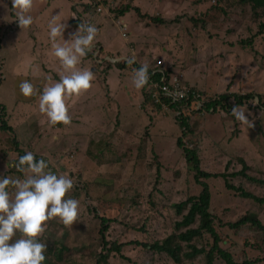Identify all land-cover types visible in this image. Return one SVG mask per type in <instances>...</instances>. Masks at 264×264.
Listing matches in <instances>:
<instances>
[{
  "label": "rangeland",
  "instance_id": "374dc122",
  "mask_svg": "<svg viewBox=\"0 0 264 264\" xmlns=\"http://www.w3.org/2000/svg\"><path fill=\"white\" fill-rule=\"evenodd\" d=\"M72 1L87 2L3 0L0 5V109L12 129L0 131V264H96L99 254L107 253L98 218L112 221L108 244L123 245L105 264H173L164 254L129 242L161 243L180 220L173 205L200 191L176 146L178 138L196 151L205 173H237L243 161L246 175L264 180V34L255 36L264 14L254 20L236 5L225 7L235 0H102L104 5L97 3L101 11L92 15L97 27L91 26L82 42V29L76 36L66 28L69 12L74 14ZM127 4L165 24L136 19L134 12L117 18ZM214 4L226 13L210 9ZM8 7L19 9L15 34ZM120 24L127 26L126 40ZM251 37L252 46L239 44ZM33 38L37 45L30 49ZM90 39L100 52L93 60L88 59ZM72 47L86 50L83 66L65 52ZM99 55L112 65L93 63ZM129 58L147 66L161 58L172 66L173 78L201 91L252 94L260 102L254 97L226 112L193 114L182 136L172 115L153 112L145 101L140 73L121 70L119 61ZM240 181L228 179L234 186ZM205 182L219 247L236 263L264 264V232L249 224L228 227L246 215L264 226V204L225 190L222 178ZM244 190L264 198V186L250 184ZM75 192L78 199L67 202ZM191 244L207 252L212 240L204 235ZM51 246L63 248L60 259L49 255ZM203 263L197 257L181 264ZM213 264L225 263L215 258Z\"/></svg>",
  "mask_w": 264,
  "mask_h": 264
},
{
  "label": "trees",
  "instance_id": "16d2710c",
  "mask_svg": "<svg viewBox=\"0 0 264 264\" xmlns=\"http://www.w3.org/2000/svg\"><path fill=\"white\" fill-rule=\"evenodd\" d=\"M85 3L78 5L82 9L81 14H76L74 12L75 9L74 8L71 9L72 13L75 14V18L71 19L68 22V25L70 26L71 29L74 30L78 29V31L82 29L83 31L82 42H84L85 38L87 37V34L90 35V33L94 30L92 27L95 28L97 27L95 24L96 21L92 20V15L94 13L93 10L97 12V9L100 7L97 3H100V5H104V2L102 0H87V2ZM232 5L233 6L236 5L237 8H241L242 10L241 12L243 14H246L247 11H249L254 20L257 19L261 14H264V0H235L234 3H226L225 7H230ZM246 8L248 10H246ZM210 9L218 11L221 14L226 13L225 9L218 6V4L212 5ZM129 12H134L136 15V19L147 18L150 22H152L155 25L165 24V22L159 17L142 14L140 12L139 6H134V4H127L122 6L120 10L117 11L116 17L123 19L124 16H126ZM79 15H81V17ZM86 15L91 19H88L87 17L85 18ZM189 20L194 24L201 22L200 19L195 20L194 18H190ZM262 34H264V23H260L258 25V29L255 36ZM253 39L254 38L251 37L249 38L248 41L245 40L240 41L239 44L243 46H252ZM90 40L91 43L94 46H96L97 42H94L95 39L93 42L92 39ZM96 50L97 49H92V50L90 49L89 52L91 54H88L90 55L88 59L93 60L94 58L93 53ZM98 53H100L99 49H98ZM103 58H104L103 56L99 55V60L95 62L93 61V63H95L96 65H101L102 63L107 64L108 67L112 65L111 63L103 60ZM152 62L153 63L151 64L153 66L152 65L147 66V64H141V63L140 65H138V62H135L131 58H129L128 60H122L119 63L121 64L122 71L128 69L132 71L133 70L132 68H135V70L138 71V73H140L139 82L142 89L141 92L143 97L145 98V101L152 105L151 107L153 112L158 114H163L164 116L172 115V119L174 123L180 128V133L182 136H185L186 133L188 132L189 125L193 120L192 119L193 114L198 115V117L202 116L203 118L204 115L210 116L216 114L217 112H222V111L226 112L232 110L234 106H236L237 108L244 106L246 102H248L249 100L251 101L254 97L259 99L258 102H260L259 96L257 95L254 96L252 94L236 95L234 93L232 94L226 92L225 94H221V95H211L208 92H205L203 90L201 91L197 86L190 85L189 83L185 82L183 79L181 80V84L189 88L187 97H185L184 100L182 101L179 100L178 102L171 103V100L169 98H166L165 96L159 94L160 103L155 105L153 102L150 101L149 93L158 92L159 89L158 91H156V89L152 88L151 86L153 84L162 86L164 85L165 80L170 81L173 80L174 78L172 77L173 74L170 71L172 67L171 65L162 66L161 74H160L156 71L157 68L155 67V60L153 59ZM96 65L93 66V69L95 71H97ZM99 69L101 70V68ZM154 71H156L155 74H153ZM197 106L199 108L198 111L195 110V107ZM258 107L261 108V105L258 104ZM2 112L3 109L1 108L0 131L2 133L10 132L12 129L7 125L6 121L4 120ZM181 140H182L181 138H178L176 140V146L182 150V155L184 157L186 164L189 166L190 171H193L195 173L193 175V180L195 184L200 187V191L197 195L191 194L183 202L173 205L175 215L178 218H180V220L175 222L174 224V233L171 234L166 239H164L161 243L155 242L152 245H147L139 242H129V244L135 246H141L144 249L152 250L153 252L159 254H164L173 262V264H181L182 261H193L197 257H202L204 261L203 264H213L215 258L221 259L222 261H224L225 264L258 263L260 260L243 261L241 263H236L234 262L231 255L228 252L222 250L219 247L220 238L214 229L215 218L211 214L212 193L205 180L211 178H215V179L222 178L224 180L225 190L234 192L240 198L253 200L254 202L260 205L264 204V198H257L249 194L246 190H244V187L250 184L264 186V180H257L255 178H251L248 175H246L245 172L248 168L243 161L240 162V164H242L241 165L242 169L237 173L218 174V175L217 174L211 175L205 173L201 171L199 168V159L196 154V151L190 148L183 147ZM156 175L157 177L159 176L158 169L156 171ZM235 177H239L241 179L240 184L238 186H234L233 184L228 182V179L229 180L232 178L234 179ZM69 189H70L69 187H66V191H68ZM63 195H66V193ZM78 197L79 194L75 192L70 194L69 196H66L65 199L67 202L70 203L73 202L75 199H78ZM94 216L95 215H93V217ZM98 220L100 221L99 236L101 238L102 250L106 251L107 253L99 254L96 264H105L109 253L119 254L120 250L123 248V245L115 244V243H111L109 245L108 242L105 240L106 237L105 234L107 233L109 229V224L112 221L107 220L105 218H98ZM248 224L249 226L257 230L264 232V226H262L261 223L258 220H256L253 216H247V215L243 216L235 223L228 224V227L232 230H238L239 228L244 227ZM204 235L209 236L212 240L211 247L207 250V252H205L203 248L197 249L194 245L191 244L196 241H199L201 238L204 237ZM184 247L187 250L186 252H184ZM62 250L63 248L56 249L53 248V246H51L49 255H51L54 252L51 256L55 257L56 259H60ZM47 264L50 263L48 262Z\"/></svg>",
  "mask_w": 264,
  "mask_h": 264
},
{
  "label": "built area",
  "instance_id": "2783aa9c",
  "mask_svg": "<svg viewBox=\"0 0 264 264\" xmlns=\"http://www.w3.org/2000/svg\"><path fill=\"white\" fill-rule=\"evenodd\" d=\"M101 9L98 8L97 12H100ZM126 26L124 24H120L119 29L122 32V38L126 39V34L124 35L123 29H125ZM163 62L161 59H156L155 61V67L157 68V72L161 74V68H162ZM156 71L153 72V74L156 73ZM150 81V80H149ZM152 88L156 89L158 92H152L150 94V101L153 102L155 105L160 103V97L159 94L162 96H165L166 98H169L171 100V103L178 102L179 100H184L185 97H187V93L189 88L181 84L180 78H174L173 80L166 81L164 85H155L153 84L151 86ZM150 92V91H149ZM195 110L198 111V106L195 107Z\"/></svg>",
  "mask_w": 264,
  "mask_h": 264
},
{
  "label": "crops",
  "instance_id": "0c3cea01",
  "mask_svg": "<svg viewBox=\"0 0 264 264\" xmlns=\"http://www.w3.org/2000/svg\"><path fill=\"white\" fill-rule=\"evenodd\" d=\"M2 3H4L3 0H0V5H1ZM84 3H85V2H84ZM85 4H86V3H85ZM3 5H4V4H3ZM76 5H77V7H79L78 5H80V1H79V2H78V1H77V2L72 1V8H74L75 10H77ZM8 6H9V5H8ZM3 7H4V6H3ZM72 8H71V9H72ZM79 9L82 10L81 8H79ZM9 10H10V12H11V18H13V19H11V20H13V23H14V25L16 26L14 30H13V28H11V33H12V34H15L14 32H15L16 30H18V25L20 24V21H21V19L18 17V14H17V12L19 11V9L16 8L15 11H13L12 8H9V7H8V11H9ZM71 12H72V11H71ZM0 13L4 15V11H3V12H0ZM8 14H9V13H8ZM8 16H9V15H8ZM6 17H7V16H6ZM77 17H78V16H77ZM68 18H69V21H70L71 19L75 18V14H74V15L72 14V15L70 16V12H69V17H68ZM2 21H5V18H4V17L2 18ZM6 21H7V20H6ZM69 21L66 22V23H67V27H66V28H68L67 32H70V33L73 32V33L77 36L78 33H79L78 29H77V30L71 29L70 26L68 25V22H69ZM7 24H8V23H7ZM55 25H56V24H55ZM55 25H54V26H55ZM54 26H52V29H50L49 32L46 33V35H50V34H51L52 30L54 29ZM126 27H127V26H126ZM67 32H66V33H67ZM76 32H78V33L76 34ZM66 37H67V36H65V38H66ZM65 38H64L63 42L60 44V47H61L62 50H64V47H62V46H63V43L65 42ZM78 41H79V38H78ZM36 43H37L36 40H34V38H33V42L31 43L32 46L30 45V46H31L30 49H31L33 46L37 45ZM74 45H75V43H72V44H71V46H74ZM93 46H94V45L91 44V45H90V49H92ZM68 51H69V50H67V49L65 50V52H67V54H68L69 57H71V55H73V54L76 55V57L74 58V59H76V62H75V63H76V66H77L78 63H80L81 66H83V61L85 60V56L87 55L86 50H83V49H82V50L80 51L79 49H77V47H72L71 50H70L71 52H70V51L68 52ZM35 60L37 61L38 58L36 57ZM38 62H39V61H38ZM96 73H97L96 71H95V72H94V71L92 72V74H93L94 76H95ZM61 83H62V82H61ZM61 83H60V85H61ZM62 84H64V83H62ZM90 124H92V123H90Z\"/></svg>",
  "mask_w": 264,
  "mask_h": 264
},
{
  "label": "clouds",
  "instance_id": "9594fccd",
  "mask_svg": "<svg viewBox=\"0 0 264 264\" xmlns=\"http://www.w3.org/2000/svg\"><path fill=\"white\" fill-rule=\"evenodd\" d=\"M125 25V24H124ZM126 26V25H125ZM126 33V32H125ZM126 36H127V34H126ZM127 39V38H126ZM126 39H124V40H126ZM99 49V47L97 48V50ZM96 50V51H97ZM87 51H90V49L89 50H87ZM96 51L93 53V55H94V58H95V53H96ZM98 53V52H97ZM104 57V59L105 58H108V56L106 57V56H103ZM112 59H114V58H112ZM158 59H161V58H158ZM107 59H105V61H106ZM122 60H125V59H122ZM122 60H120L119 62H121ZM162 60V59H161ZM107 62H109V63H113V62H111V60H107ZM162 62H163V65H165L164 64V61L162 60ZM66 88V87H65ZM235 108H237L236 106H234V108H232V109H235Z\"/></svg>",
  "mask_w": 264,
  "mask_h": 264
}]
</instances>
